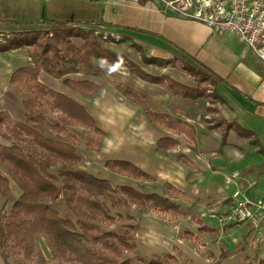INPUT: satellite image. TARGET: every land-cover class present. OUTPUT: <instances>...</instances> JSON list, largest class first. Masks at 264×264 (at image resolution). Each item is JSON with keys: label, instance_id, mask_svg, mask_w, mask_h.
Here are the masks:
<instances>
[{"label": "rangeland", "instance_id": "rangeland-1", "mask_svg": "<svg viewBox=\"0 0 264 264\" xmlns=\"http://www.w3.org/2000/svg\"><path fill=\"white\" fill-rule=\"evenodd\" d=\"M158 1L164 4L163 0ZM20 4H27V11L38 7L44 11L47 6L39 1L1 0L2 27L12 28L22 25L19 24L22 21L31 22L25 13L18 16L10 12L19 10ZM51 18L48 14L45 17ZM53 19L64 23L69 19L78 21L77 16L71 12H62ZM45 26L37 23L32 27L20 28L28 31L46 28ZM16 34L18 33L12 37ZM73 40L79 46L82 43L79 37H74ZM37 61L43 62L40 53L35 56L34 51L27 47L0 51V111L9 112L13 120H25L28 112L24 101L32 98L34 92L28 85L12 84L11 75L16 69L33 66ZM175 66L176 71L173 73L178 79L193 87L212 89L209 83H201L192 78L183 69L181 60ZM124 69L125 71L107 62L98 63L94 72L103 78L100 82L104 89L95 97H84L63 81L64 78H89L84 72L55 78L44 69L40 81L85 106L97 121V126L104 131V136L100 137L91 128L73 125L68 127V132L53 130L47 133L68 141L76 148L82 159L77 167L109 180L114 187L128 185L149 193L170 195L181 204V213L162 214L151 206L146 209L133 206L131 214L139 218L141 227L136 234L134 263L163 261L164 255L172 254L176 260H169L164 264H258L264 259V244L253 238L251 228L247 225L222 227L217 221V218L246 196L249 197L252 189L264 194V162L253 144V138H245L230 127V124L235 123L231 105L226 100L221 102L213 96L197 100L183 98L177 102L168 100L167 105L163 106L156 97L169 93L164 91L165 88H136L135 91L144 98L146 96L150 102L149 110L166 112L172 125L169 128L151 120L145 113V107L120 93L118 84H132L135 76L133 73L128 75L130 69ZM55 70L58 71L59 67ZM43 108H47L45 103ZM46 117L54 123L59 122L60 113L47 110ZM192 127L196 131L195 139L190 135ZM10 131L8 126H2L3 134H9ZM167 136L180 141L177 149L166 151L158 147L160 138ZM13 142L16 139L10 142L0 135L1 144L10 145ZM22 144L30 153L44 155L40 148L34 147L28 140ZM115 159L133 162L150 174L152 179L137 180L107 168L106 161ZM60 168L61 164H58L53 170L57 172ZM0 173L8 177L12 196L14 200L18 199L23 193L19 181L3 165H0ZM14 200L8 201L0 193V208L6 215H9ZM115 214L116 211H112V215ZM121 226L122 223L112 224L109 229L120 230ZM37 247L46 260H52V264H74L53 260L43 237L37 242ZM11 262L43 264L39 258L28 261L16 252H13ZM0 264L4 263L0 260Z\"/></svg>", "mask_w": 264, "mask_h": 264}, {"label": "trees", "instance_id": "trees-1", "mask_svg": "<svg viewBox=\"0 0 264 264\" xmlns=\"http://www.w3.org/2000/svg\"><path fill=\"white\" fill-rule=\"evenodd\" d=\"M74 37H83L82 46L76 44ZM92 30L79 24L51 22V27L18 32L7 43L0 44V51L18 50L27 47L40 53V59L33 66H23L11 75V83L28 85L34 96L24 101L27 110L25 120H13L10 113L0 111V135L9 140L10 145L0 143V165L19 181L23 193L14 200L8 177L0 173V193L8 200H14L9 215L0 208V260L12 264L13 252L25 260H46L37 247L40 238L46 240L53 260L74 264H135L137 231L141 228L139 218L131 214L133 206L140 209L153 207L158 213H181V204L170 195L162 196L128 186L114 187L109 180L97 177L85 169L77 167L82 159L76 148L68 141L49 135L50 131L68 132V127L79 125L91 128L100 137L104 131L96 124L86 107L64 93L50 89L40 81L44 69L55 78H63L69 73L88 74L93 70L92 61L99 58L104 62L120 65L153 84L166 85L173 94L197 100L215 96L223 102L218 93V83L211 75L188 61L183 69L201 83H209L212 89L182 84L169 76L153 77L125 56L103 48ZM101 40V39H100ZM103 41V40H102ZM109 42V41H104ZM146 65L166 68L173 64L171 59L149 58L144 49L132 42ZM40 51V52H39ZM59 67L56 71L55 68ZM64 83L84 97H95L101 86L88 78H64ZM120 93L147 109V102L133 88L120 83ZM43 103L47 108H43ZM58 111L59 122L46 117V111ZM148 117L167 127H172L165 114L147 110ZM9 127L10 133L3 134L2 126ZM230 127L245 138H253V144L264 155V147L256 134L242 128L238 123ZM196 131L191 128L190 135L195 139ZM102 138H100L101 141ZM28 140L40 148L44 155L30 153L22 142ZM225 144V143H224ZM180 141L173 137H163L158 147L174 150ZM61 164L58 171L53 169ZM118 173L137 180H151L152 176L127 160H108L105 163ZM112 211H116L112 215ZM122 223L120 230H112V224ZM140 260L144 261L143 258ZM176 260L172 254L164 255V260H152L148 264H164ZM258 264H264V259Z\"/></svg>", "mask_w": 264, "mask_h": 264}, {"label": "crops", "instance_id": "crops-1", "mask_svg": "<svg viewBox=\"0 0 264 264\" xmlns=\"http://www.w3.org/2000/svg\"><path fill=\"white\" fill-rule=\"evenodd\" d=\"M43 3L47 5L44 11H41L39 7L27 11V4H20L19 10L16 9L10 12L18 16L25 13L31 22L22 21L19 23L22 25L12 28L2 27V24H0V28L7 27L5 29L17 30L22 26L32 27L37 23H43L46 28H49L51 22H61L53 19L54 16L62 12H71L77 16L78 21L69 19L70 21L67 20V23L76 25L77 22H80L79 24L82 26L107 27L118 33L120 36L118 42L113 40L104 42L99 38L97 40L103 45L104 49L125 56L153 77L169 76L182 84L189 85L178 79L173 73V71H176L175 65L178 61L181 60L182 65L184 61H188L211 75L212 79L218 83L217 90L223 98V102L226 100L231 105L235 123L254 132L264 147V60L249 46L247 53L244 56L240 55L235 48L227 47L222 44L221 40L216 38V36H223L224 34L214 33L209 27L200 22L182 18L174 11L167 9L158 0H136L127 3L117 1L96 3L91 0H49ZM47 14L52 18L45 19ZM235 36L237 40L241 41L237 35ZM79 38L82 40L81 46L85 40L83 37ZM132 42L141 46L149 58L171 59L173 64L166 68L144 64L140 53L132 47ZM256 60L258 62H255ZM102 62L104 61L99 58L92 61V72L85 74L86 77H89L88 79L101 86L100 92L104 89L100 82L103 78L94 71L98 63ZM107 64L111 65L112 63ZM113 66L123 71L126 68L115 64ZM131 74L132 72L129 71L128 75ZM134 75L132 84H127L134 90L145 86L148 88L147 90L165 88L164 91L169 92L164 93L163 97H156L159 104L166 106L168 100L177 102L180 99L182 101L183 97L173 94L166 85L153 84L143 80L136 74ZM146 102L147 111L149 110L148 106H150L147 98ZM152 112L166 115V112L162 113L156 110ZM255 148L259 149L256 145ZM260 159L264 162V155L261 153ZM249 195V197L264 198V194H260L256 189H252Z\"/></svg>", "mask_w": 264, "mask_h": 264}, {"label": "built area", "instance_id": "built-area-1", "mask_svg": "<svg viewBox=\"0 0 264 264\" xmlns=\"http://www.w3.org/2000/svg\"><path fill=\"white\" fill-rule=\"evenodd\" d=\"M47 2L49 0H37ZM96 3L134 2L136 0H91ZM167 9L184 19L200 22L212 32L225 34L233 32L264 60V0H163ZM92 30L103 41H120L118 33L107 27L83 26ZM0 28V44L7 43L15 33L21 32ZM216 218V215H214ZM219 225H247L253 231V238L264 244V198L241 200L223 216L217 218Z\"/></svg>", "mask_w": 264, "mask_h": 264}, {"label": "bare ground", "instance_id": "bare-ground-1", "mask_svg": "<svg viewBox=\"0 0 264 264\" xmlns=\"http://www.w3.org/2000/svg\"><path fill=\"white\" fill-rule=\"evenodd\" d=\"M217 39L221 40L222 44L230 48H235L240 55H245L248 51V45L237 40L233 32L228 31L223 36H216Z\"/></svg>", "mask_w": 264, "mask_h": 264}]
</instances>
